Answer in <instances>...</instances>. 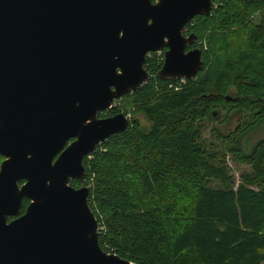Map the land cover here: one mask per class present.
<instances>
[{
    "label": "water",
    "instance_id": "95a60500",
    "mask_svg": "<svg viewBox=\"0 0 264 264\" xmlns=\"http://www.w3.org/2000/svg\"><path fill=\"white\" fill-rule=\"evenodd\" d=\"M213 9L214 0H0V264H135L101 248L90 188L71 181L130 126L123 113L100 116L149 82L150 54L165 51L163 80L203 70L185 29Z\"/></svg>",
    "mask_w": 264,
    "mask_h": 264
},
{
    "label": "trees",
    "instance_id": "16d2710c",
    "mask_svg": "<svg viewBox=\"0 0 264 264\" xmlns=\"http://www.w3.org/2000/svg\"><path fill=\"white\" fill-rule=\"evenodd\" d=\"M188 28L203 70L163 80L164 52L150 54L149 82L118 101L150 127L131 118L71 185L89 186L107 253L135 264H264V139L250 152L244 145L264 129V0H214L212 14ZM222 115L227 125L237 120L235 131L208 130ZM229 162L249 168L237 188Z\"/></svg>",
    "mask_w": 264,
    "mask_h": 264
},
{
    "label": "rangeland",
    "instance_id": "374dc122",
    "mask_svg": "<svg viewBox=\"0 0 264 264\" xmlns=\"http://www.w3.org/2000/svg\"><path fill=\"white\" fill-rule=\"evenodd\" d=\"M190 30L191 29L188 28V32H189V33H187L188 35L192 34V32L190 33ZM199 44H201V42L197 43V45H199ZM195 46H196V44H195ZM196 48H199V47H196ZM163 52H164V56H165V51H162L161 55ZM211 64L212 63H209L207 65V69L212 67ZM233 93H235V90H233ZM232 95L235 96L236 94H232ZM118 106L123 108L122 113L125 111L128 114L127 117L130 120H131V118L135 117L136 119H138L140 121V123L142 124V126L144 128L148 129L150 127L149 123L147 122V120L145 119V117L143 115L138 114V115L133 116V114H132L133 109L130 106L125 105V103H124V106H122L121 104H118ZM223 116L224 115L220 116V119H218V121H216V122H208V128H209L208 130H210L214 125H216L225 132L235 131L238 127L237 120H235V121H233L227 125V123L224 122ZM262 139H264V129L263 128H260V129L256 130L255 132L249 134L246 138H244V145H245L246 151L250 152L251 149L253 148V146ZM3 162H4V158L0 157V165ZM229 165H230L231 169L233 170V173L235 174V179H236V183L233 187L237 188L241 182L240 181V174H242L246 171H249V168L245 165H242V164H240V165L234 164L233 162H229ZM75 187L76 188H82V187H86V186H81L79 184ZM87 187H89V186H87Z\"/></svg>",
    "mask_w": 264,
    "mask_h": 264
},
{
    "label": "flooded vegetation",
    "instance_id": "af4514ba",
    "mask_svg": "<svg viewBox=\"0 0 264 264\" xmlns=\"http://www.w3.org/2000/svg\"><path fill=\"white\" fill-rule=\"evenodd\" d=\"M4 160H5V159H4ZM0 166H1V165H0ZM24 183H25V182L22 181V182L20 183V185H23ZM26 201H28V204L25 206V202H26ZM29 203H30V201L27 200V199H25V200L23 201V206H22L21 214H24V213H25V211H26V209H27ZM24 208H25V209H24ZM13 219H14V218H10L9 221H12Z\"/></svg>",
    "mask_w": 264,
    "mask_h": 264
},
{
    "label": "built area",
    "instance_id": "2783aa9c",
    "mask_svg": "<svg viewBox=\"0 0 264 264\" xmlns=\"http://www.w3.org/2000/svg\"><path fill=\"white\" fill-rule=\"evenodd\" d=\"M157 53L161 54V52H157ZM118 101H119V100H116V101L113 103L111 110H113V109H115V108L118 107V104H119ZM111 110H110V111H111Z\"/></svg>",
    "mask_w": 264,
    "mask_h": 264
}]
</instances>
